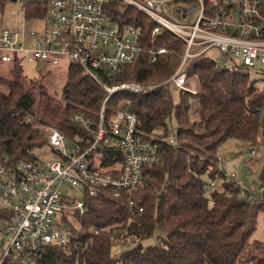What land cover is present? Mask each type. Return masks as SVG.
<instances>
[{
	"label": "trees",
	"instance_id": "1",
	"mask_svg": "<svg viewBox=\"0 0 264 264\" xmlns=\"http://www.w3.org/2000/svg\"><path fill=\"white\" fill-rule=\"evenodd\" d=\"M5 1H0V11ZM108 8L111 21L119 29L129 25L140 29L145 48L107 81L160 84L140 94L118 92L111 96L109 107L128 102L137 116L139 132L146 139L158 140L163 160L145 167L148 184L132 196L134 206L129 205L126 196L118 201L109 187L102 188L96 196H85L87 212L76 221L69 220L76 237L70 244L54 246L47 254L48 262L41 264H264V242L257 240L248 247L256 227L253 221L248 226L253 218V200L241 196L240 188L231 181H224L219 189L208 186L218 179V159L224 142L233 138L255 143L260 132L264 135V78L258 88L249 70L216 67L214 58L205 54L189 59L187 72L197 76L200 88L198 120L194 121L189 114V93H180V100L175 102L171 85L166 82L181 62L184 42L167 31L152 38L155 22L133 6L113 1ZM46 9L47 0H30L24 16L43 17ZM162 46L169 52L158 55L153 62L150 51ZM21 75L22 66L17 64L13 80L0 78L9 88L8 93L0 92V155L11 164L29 157L31 149L47 141L22 121L24 115L52 124L72 138L84 133L72 116L83 113L96 117L107 94L75 63L68 64L61 99L41 83L36 96L21 81ZM173 117L178 130L175 142L169 143L168 120ZM118 155L121 156L119 150ZM104 163H112L107 153ZM259 182L264 187V165ZM260 195L264 199V191L258 190ZM258 211L264 212V201ZM156 230L165 235L159 244L147 248L137 244L112 252V234L140 241Z\"/></svg>",
	"mask_w": 264,
	"mask_h": 264
},
{
	"label": "built area",
	"instance_id": "2",
	"mask_svg": "<svg viewBox=\"0 0 264 264\" xmlns=\"http://www.w3.org/2000/svg\"><path fill=\"white\" fill-rule=\"evenodd\" d=\"M17 1L24 12L30 0ZM113 1L148 15L155 22L152 38L167 31L184 42L181 62L166 81L181 94L198 95L199 84L188 75L187 64L210 49L219 52L216 67L264 72V0H47L45 15L33 18L34 24L43 20L45 25L36 29L35 24L32 30L3 25L0 16V62L14 70L24 59L53 66L65 59L81 66L107 92L96 117L72 116L84 131L72 138L31 114L23 116L22 121L47 141L14 164L0 155V264L48 262L47 254L54 246L70 244L76 237L69 220L76 221L87 212L85 196H96L109 187L118 201L126 196L134 206L132 196L148 184L145 167L163 160L158 140L139 132L129 103L115 108L108 104L118 92L140 94L160 86L107 81L145 48L137 26L121 30L111 21L108 5ZM168 52L165 46L153 49L151 60ZM167 140L174 143L175 136L169 134ZM105 151L112 161L106 166ZM223 162L220 156L218 179L210 181V187L219 178L229 179L240 188L241 196L253 200V209L262 205L258 190L263 192L264 187L254 190ZM67 188L77 195L66 192ZM116 240L112 234L111 244Z\"/></svg>",
	"mask_w": 264,
	"mask_h": 264
},
{
	"label": "rangeland",
	"instance_id": "3",
	"mask_svg": "<svg viewBox=\"0 0 264 264\" xmlns=\"http://www.w3.org/2000/svg\"><path fill=\"white\" fill-rule=\"evenodd\" d=\"M0 16L3 25L12 27L23 25L26 30L34 29L35 24L37 25L36 29L45 25L43 20H38L35 24L33 19L25 20L21 4L17 0H6L4 9L0 11ZM218 54L219 52L216 49H210L205 53V55L210 58H216ZM68 63L69 61L64 59L60 64L53 66L43 61H28L27 59H24L22 63L21 81L28 88L32 89L36 96L39 94V83H41L45 85L46 89L51 94L61 99L63 97V87L67 77ZM14 70L10 64L0 62V78H3V80H13ZM188 75L192 78L193 83L198 86L199 83L197 81V76L195 74L191 75L189 72ZM250 77L251 79L257 80V86L259 88L263 83L262 78H264V72L250 71ZM0 89L1 92H9L8 85L2 80H0ZM172 90L174 93V100L175 102H178L180 100V92L175 88H172ZM199 93L198 95H189V102L191 105L189 114L194 121L198 120L196 108L199 103ZM262 112L264 114V107ZM168 126L170 130L169 134L176 136L178 126L174 117L168 120ZM252 149H255V154L253 155L251 154ZM220 156L223 158V166H225L226 169L235 172L239 178L245 180L254 190L259 188V175L264 165V135L262 132L259 133L258 139L255 143H245L233 138L228 139L220 148ZM205 179L207 181L210 180L208 176H205ZM224 181L230 182L229 179L223 180L219 178L214 189H219ZM208 186L210 187V185ZM66 192L75 196L77 195V191L74 189L67 188ZM258 207L251 210L253 218L248 222V226H250L253 221V224L256 225V227L249 238L248 247H251V245L257 240L264 242V212H259ZM164 236L165 235L159 230H156L151 237L140 241H138V239L133 240L126 235H123L121 238L118 236L116 242L112 245V252L116 254L137 244H141L144 248L151 245H157L160 243V237Z\"/></svg>",
	"mask_w": 264,
	"mask_h": 264
}]
</instances>
